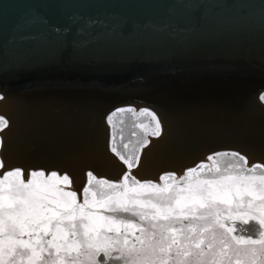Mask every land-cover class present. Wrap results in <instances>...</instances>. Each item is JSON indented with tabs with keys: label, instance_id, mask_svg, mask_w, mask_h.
<instances>
[{
	"label": "snow or ice",
	"instance_id": "6c2138e0",
	"mask_svg": "<svg viewBox=\"0 0 264 264\" xmlns=\"http://www.w3.org/2000/svg\"><path fill=\"white\" fill-rule=\"evenodd\" d=\"M126 114L134 139L123 142ZM107 121L111 151L129 170L162 134L147 108H119ZM8 124L0 116V131ZM87 177L81 200L67 174L0 172V264H264V164L219 151L159 183Z\"/></svg>",
	"mask_w": 264,
	"mask_h": 264
},
{
	"label": "bare ground",
	"instance_id": "6f19581e",
	"mask_svg": "<svg viewBox=\"0 0 264 264\" xmlns=\"http://www.w3.org/2000/svg\"><path fill=\"white\" fill-rule=\"evenodd\" d=\"M129 2L130 0H0V83L4 84L3 89L25 99L27 106L33 108L37 102L50 101L64 109H71L78 104L98 106L100 103L106 104L135 95H146L150 98L206 95L205 93L216 92L220 88L231 86L230 84L252 79L253 75L247 72L251 66L264 71V16H261L264 11V0H254L255 10L243 20L242 32L247 31L245 34L240 36L236 30L215 31L186 38L184 41L181 36L175 39L161 37L153 42L155 46H161V49L151 59L143 57L133 59L129 56L124 59L111 44L113 25L118 21L112 17L120 15L122 8ZM60 44H63V47H57ZM145 46V42L137 44L130 51L140 47L145 49ZM245 61H251L253 64ZM176 71L178 74L175 76L155 79L156 75H168ZM244 73L247 74L243 75ZM128 79L131 86L124 87L123 84L128 83ZM165 84L172 86L167 90L168 86ZM208 84L210 86L205 87ZM164 90L168 93L162 94ZM3 95H6V99L2 105L8 104V98L11 104L9 112L3 108L9 113L14 124L11 128L17 127L10 135L26 142L29 131L32 130H29L32 127L29 113L24 106L26 104L20 103V100H15L16 97L12 98L6 92ZM226 98L223 96L215 99L219 103ZM258 99L260 100V96L246 103L241 101L242 103L237 106L233 104L215 106L219 113L206 111L201 118H195L188 109H180L182 112L175 116L165 114L164 120H167L165 126L171 130L170 137L176 138L175 133L179 131L175 128L177 126H173V122L178 127H185L191 123V118L192 124L187 126L190 128L216 122L225 125L224 128L226 126L232 128L229 133L233 135V145L238 148L226 149L229 146L207 136L204 148H195V145L193 150L191 148L187 153L177 152L169 158L168 155L164 156L166 150L159 146L169 138L163 139L160 143L154 141L153 144L158 145L156 150H150V147L144 150L138 168L140 176L142 174L146 180H151L165 171L164 169L169 170L173 167L170 170L182 171L185 169L184 165L195 164L206 159L212 152L222 149L239 150L247 157H252L251 159L264 162V132L260 134L255 132L245 138L238 136L244 140L236 138L240 133L238 128L243 130L245 126L252 130L254 129L252 124H261L260 118L264 119V107ZM17 106L26 112L23 113L21 123L19 122L20 127L17 122L20 109ZM177 106L188 107L189 104L175 103V107ZM76 114L77 112L75 114L67 112L64 117L73 119ZM100 125L99 134L106 141L108 132L105 118L101 119ZM263 125L261 124V127ZM197 130L204 132L202 135L209 132H205V129ZM91 131V141L86 146L89 151L93 150L92 142L98 134L97 125L93 124ZM184 133H188L186 128ZM180 139L181 148L184 150L187 140L181 135ZM24 144V148L21 146L20 149L22 154L26 153L27 145ZM108 148L107 142L104 151L101 153L100 149L98 152L104 156L102 163L105 157L106 160L109 159L110 165L106 164L109 165L106 172L110 175L120 174L121 165L114 159L115 156L113 158L108 155L106 152ZM182 153L186 156H182ZM161 154L163 155L160 160ZM184 158L186 159L183 160ZM162 161H167L168 165H163Z\"/></svg>",
	"mask_w": 264,
	"mask_h": 264
},
{
	"label": "water",
	"instance_id": "95a60500",
	"mask_svg": "<svg viewBox=\"0 0 264 264\" xmlns=\"http://www.w3.org/2000/svg\"><path fill=\"white\" fill-rule=\"evenodd\" d=\"M254 3V0H130V2L126 4V7L122 8L120 15L112 17L118 19V21H115L116 23L113 25L114 28L112 32L113 35L111 36V44L116 48V51L120 52V55H122L124 59H126L127 56L132 57L133 59H139L142 57L144 59H151L153 56L157 55L161 49V46H155V43L153 42L161 37H164V39H175L181 36L182 41H184L183 39L210 32H230L233 30L238 31L241 36L247 32H242L244 26L243 20L255 10ZM261 16H264V11L261 13ZM175 30L178 32H175ZM69 42H71V40H69ZM144 42L146 45L145 49L140 47L130 51V49L134 48L137 44H142ZM57 47H63V44H60ZM245 62L253 64L251 61ZM247 72L253 75L252 79L248 81L244 80V82L248 83H233L230 84L231 86L225 87L224 89L220 88L216 92L205 93L206 95L192 94L188 95L189 97L183 96L181 98L174 97L173 95L161 98L135 95L106 104L100 103L98 106L88 103L83 105L78 104L75 108L71 109H64L50 101L37 102L36 107L34 108L30 105L27 106L25 99L16 97L12 93H8L9 91L7 92L3 89L4 84L0 83V94L6 92L10 97H16L15 100H20V103L26 104L22 105L25 106V109L27 110L26 112L29 113L30 127H32L29 128V130H32L29 131V136H27L28 138L25 142L27 144L25 149L26 153L19 155L12 153V156H15L17 161L29 158V161L26 162L30 163V165H22L29 167L28 170L44 169L64 172L72 170L68 166H70V161L74 159L78 160L79 163H82L83 161L85 164L89 160L97 162L104 157L98 152L100 149L101 153L104 151L106 145L105 139L100 137L99 140L94 142V138L92 142L93 144L91 143L92 145L95 144L94 146L96 147L94 153L89 151L86 146H88L91 141L90 134L92 132L91 129L93 124H95V126L97 125V133L98 126L101 127V119L106 118L111 111L124 106L145 107L155 111L162 118H164L165 114L166 116L169 114L175 116L179 112H182L180 109L190 110L191 113L195 115V118L203 117V115L206 114V111H215L216 113H219V111H216L215 106L224 107L225 105L229 106L231 104L237 106L242 103L241 101L246 103L253 98H259L260 94L264 92V71H259L251 66ZM176 74H178L177 71L168 75H156L155 79L161 80L166 77L175 76ZM246 74L247 73H244L243 75ZM127 82L128 83L126 84L122 83L124 87L131 86V81L129 79ZM165 85L168 86L167 90L172 86H169V84ZM209 86L210 85L208 84V86L205 87ZM167 90L162 91V94L163 92L168 93ZM223 96L227 98L217 103L215 98ZM175 103L179 105L188 103L189 106L175 107ZM43 106L45 108H42ZM67 112H72V114L77 112V114L76 116L74 115L75 117L73 119H66L64 116ZM260 119L262 121L261 124H264V119ZM190 120L191 123L185 125V127H178V125H174V122L172 123L174 127L177 126L175 128L179 131L175 133V135H177L176 138L170 137L165 143L159 145L162 147V150H166L164 156L168 155L170 158L177 152L187 153L191 148L193 150L195 145V148H204V142L208 139L207 136L212 140H219L225 146H229L226 147V149L230 147L238 148L233 145V135L229 133L232 129L230 126L224 128L225 125L214 122L209 125L205 124L202 127L192 126V128H190L187 127L192 124V119L190 118ZM261 124H252V127H254V129L251 128L252 130L247 129L245 126H243V130L238 128L240 133L236 135V138L244 140V138L250 134L255 132L256 134H260V132H264V125L261 127ZM185 128L188 133H184ZM197 129H205V132H209L206 135H202L204 132H198ZM179 133L183 139L187 140L184 150L181 148ZM98 135L100 136V134ZM98 135H95V137H98ZM238 136H243L244 138L241 139V137ZM259 145L261 146L262 144ZM153 148L155 147H152L150 150ZM75 150H77L76 154L72 152ZM233 151H238L239 153L244 154L239 150ZM9 155H11V153ZM74 155L76 157L78 156V158ZM162 155L163 154L159 155L160 160ZM244 155L246 156V154ZM70 156L73 158H70ZM104 160H106V158H104ZM67 161H69V163ZM146 162L147 161H145V163ZM104 163L106 164L107 161ZM184 166L185 168H188L193 166V164ZM172 168L173 167L170 169ZM97 172L102 176H106V178L116 180L122 176L124 171L120 174L114 173L113 175H109L108 172L103 169Z\"/></svg>",
	"mask_w": 264,
	"mask_h": 264
},
{
	"label": "rangeland",
	"instance_id": "374dc122",
	"mask_svg": "<svg viewBox=\"0 0 264 264\" xmlns=\"http://www.w3.org/2000/svg\"><path fill=\"white\" fill-rule=\"evenodd\" d=\"M262 95H264V92H262V94H260V97L262 96ZM0 96H3L4 97V99H2V100H0V116H3V117H5L7 120H8V122H9V124H8V127L7 128H5V129H3L2 131H0V161H2L3 162V164H4V169H2V170H0V172H2V171H7V170H13V169H15V168H20V169H22L23 170V172H24V179L25 180H27L28 178H29V174H30V171H33L32 169L31 170H28L29 169V167H25L26 165H30V163H27L26 161H29V159H22V160H19V161H17L16 160V158H15V156H12V153H16V154H22L20 151V149H21V146H22V148H24L23 147V144L25 143V142H23L22 140L21 141H19L17 138H15V136L14 135H10V133H12L13 131L15 132V130L17 129V127L15 126V128L14 129H12L11 127H13L14 126V124L12 123V120H11V118H10V116H9V113H7V111L9 112V110H11V104H10V101H9V99H7L8 100V104H6V106H3L2 104H4V100L6 99L5 98V96L3 95V94H0ZM258 101L260 102V104L264 107V100H259L258 99ZM17 107H19V106H17ZM124 107H133V108H135L137 111H139L140 109H143V108H145V107H142V108H138V107H135V106H124ZM124 107H121V108H124ZM7 109V111H5L4 109ZM19 109H20V111H19V115H18V118H17V122L19 123H21V121L20 120H23V113H25L26 114V112L25 111H23V109L21 108V107H19ZM119 109V108H118ZM148 109V108H147ZM115 110H117V109H115ZM115 110H113V111H111L107 116H106V118H105V123L107 124L106 126H107V138H106V146H107V142H108V150L106 151V152H108V155H110V156H115L116 158H114L120 165H121V172L122 171H124L123 173H122V176L119 178V179H116V180H111V179H109V178H106V176H102V175H99V173L97 172V171H100L101 169H103V170H105V171H107V168L106 167H108L109 168V159L108 160H103V163H102V159H100L99 161H97V162H92V160H89L86 164L84 163V164H82V163H79V161H77L76 159V161L74 162V161H70V166H68V167H70L72 170H70V171H64V172H61V171H56L59 175H64V174H67L69 177H70V179H71V185H70V188H68V189H66V190H71V191H76L77 193H78V197L82 200V189L85 187V186H87V179H88V177H87V174L89 173V172H91V173H93V175L94 176H96L97 178H100V179H106V180H108V181H111V182H119L121 179H122V177H123V175L124 174H126V173H129L130 172V175L131 176H133V177H135L137 180H139V181H141V182H145V181H153V182H160L159 181V177L161 176V175H163V174H166V173H174L177 177H179V176H181V175H183L184 174V172H185V170L186 169H188V168H191V167H193V166H196L197 164H199L200 162H202V161H206V159H204V160H201V161H198L197 163H195V164H193V166H190V167H188V168H185L184 170H182V171H180V170H177V171H174V170H165V171H163L161 174H158L157 175V177L155 178V179H151V180H146L145 178H144V176L142 177V174H141V176H140V173L141 172H139L138 171V168H140L139 167V165L141 164V161H142V157H143V154L145 153L144 152V150H146L147 148H148V146L150 147V149H151V147H155V148H153V149H157V147L156 146H158L157 144H153V143H157V142H162L163 141V139H168V138H170V135H171V130L169 129L168 130V128L169 127H166L167 126V124H166V121L164 120V118H161L155 111H153L157 116H158V118L160 119V121H161V125H162V134H161V136L159 137V138H152V137H149V139H150V144L148 145V146H146L145 148H143L142 150H141V156H140V160H139V162H138V164H136L131 170H129L128 168H127V166L125 165V164H123V162L119 159V157H117L112 151H111V142H112V127L108 124V121H107V118L109 117V115H111V113L112 112H114ZM151 110V109H150ZM226 111V110H225ZM119 117H114L113 118V122L114 123H116L117 124V126L118 127H120V125L118 124V121H119ZM124 119H125V123H124V125L122 126L123 128H124V139H123V142H128L129 140H131V139H134V138H132L131 136H130V132L133 130L132 128H131V124H132V118H131V116L129 115V114H126L125 115V117H124ZM165 121V122H164ZM19 123V126L18 127H20V124ZM166 125V126H165ZM167 130V131H166ZM167 132V133H166ZM169 132V133H168ZM98 134L100 133V130H99V128H98V132H97ZM98 134H96V135H98ZM166 135H169L168 137L166 136ZM173 136V135H172ZM101 136H99L98 135V137H95V141L94 142H96L97 140H99V138H100ZM167 137V138H166ZM174 137V136H173ZM172 137V138H173ZM155 141V142H154ZM116 142H117V147H118V149L122 152V153H124V154H126L125 153V151H124V149H123V147H122V141H121V139H120V135H119V133L117 134V137H116ZM151 144H153V145H151ZM25 145H27L26 143L24 144V146ZM95 145V144H94ZM93 145V147H92V153H94V149H96V147ZM77 149V148H76ZM152 149V150H153ZM158 149H160V148H158ZM88 151V150H87ZM219 151H233V150H219ZM219 151H215V152H212L211 154H214V153H216V152H219ZM74 154H76V152H77V150H75V151H72ZM236 152H238V151H236ZM11 153V155H9ZM60 154H62V153H60ZM241 154V153H240ZM71 155V154H70ZM243 155V154H242ZM75 156V155H74ZM182 156H186V155H184L183 153H182ZM76 157V156H75ZM246 158H247V160H248V164H249V166H251L252 164H254V163H260L257 159H255L254 160V158L253 159H251V158H249V157H247V156H245ZM70 158H73L72 156H70ZM76 158H78V156L76 157ZM106 158V157H105ZM111 158V157H110ZM187 158V157H186ZM186 158H184L183 160H185ZM250 160H251V162H250ZM260 160V159H259ZM105 161H108L106 164H109V165H106L104 162ZM255 161H257V162H255ZM68 163H69V161H67ZM74 162V163H73ZM77 162V163H76ZM163 162V165H168V162L167 161H162ZM167 162V163H166ZM25 165V166H22V165ZM32 164V163H31ZM261 164H264V162H261ZM103 165V166H102ZM18 166H20V167H18ZM91 166V167H90ZM106 166V167H105ZM22 167V168H21ZM100 168V169H99ZM111 168V167H110ZM36 170H43V171H45V173L46 174H50L51 173V171H54V170H44V169H36ZM117 170V169H116ZM136 171V172H135ZM181 174V175H180ZM110 175V174H109ZM112 175V174H111Z\"/></svg>",
	"mask_w": 264,
	"mask_h": 264
}]
</instances>
